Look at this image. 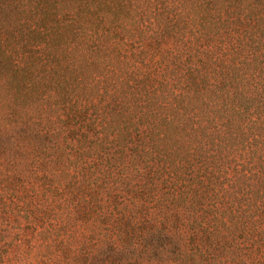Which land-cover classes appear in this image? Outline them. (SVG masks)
Listing matches in <instances>:
<instances>
[{
    "label": "trees",
    "instance_id": "trees-1",
    "mask_svg": "<svg viewBox=\"0 0 264 264\" xmlns=\"http://www.w3.org/2000/svg\"><path fill=\"white\" fill-rule=\"evenodd\" d=\"M0 264H264V0H0Z\"/></svg>",
    "mask_w": 264,
    "mask_h": 264
}]
</instances>
